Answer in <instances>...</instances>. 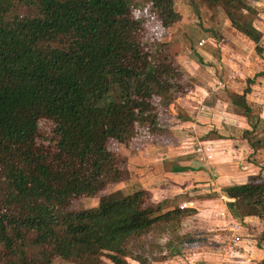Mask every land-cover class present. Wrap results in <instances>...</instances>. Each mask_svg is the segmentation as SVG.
<instances>
[{
  "label": "trees",
  "instance_id": "1",
  "mask_svg": "<svg viewBox=\"0 0 264 264\" xmlns=\"http://www.w3.org/2000/svg\"><path fill=\"white\" fill-rule=\"evenodd\" d=\"M147 1L163 28L178 20L174 0ZM205 1L249 33L251 23L237 16L250 8L246 0ZM144 33L130 0H0V264H130L132 239L194 213L165 209L144 188L72 208L128 179L127 157L109 139L128 146L140 125L164 135L159 116L191 87L168 51L151 60ZM249 40L264 58L260 38ZM262 73L229 95L243 113ZM223 192L234 218L264 221V175ZM256 245L264 249V227Z\"/></svg>",
  "mask_w": 264,
  "mask_h": 264
},
{
  "label": "crops",
  "instance_id": "2",
  "mask_svg": "<svg viewBox=\"0 0 264 264\" xmlns=\"http://www.w3.org/2000/svg\"><path fill=\"white\" fill-rule=\"evenodd\" d=\"M252 2L258 8L257 17L264 21V0ZM259 32L264 47L263 26ZM211 49L207 48L205 56L195 50L197 59L192 58L191 52L179 55L178 64L192 86L174 100L178 116L174 112L171 117L177 125L167 126V135L157 136L155 142L150 141L127 156V181L131 190H149L152 200L162 203L165 209H192L199 217L202 215V224L210 223L217 212H224L214 222L219 226L224 220L225 228L236 237L235 244L242 247L237 253L248 260L262 259L264 249L256 245V238L248 233L247 237L238 236L239 224L234 218L229 220V214L225 216L224 201L228 198L223 188L244 183L249 176L264 171V137L256 136L264 132V58L250 54L243 63L233 65L243 70L245 80L263 72L245 96L251 109L246 114L230 102L229 95L241 94L247 84L234 73L228 79L218 75L220 66L212 60ZM237 73L241 74V70ZM250 142L256 147L252 148ZM235 163L242 164V168H235ZM253 218L249 222H255ZM261 223L263 228L264 221Z\"/></svg>",
  "mask_w": 264,
  "mask_h": 264
},
{
  "label": "rangeland",
  "instance_id": "3",
  "mask_svg": "<svg viewBox=\"0 0 264 264\" xmlns=\"http://www.w3.org/2000/svg\"><path fill=\"white\" fill-rule=\"evenodd\" d=\"M252 1L246 0L250 8L246 11H238L237 16L241 17L242 22L251 23V28L248 30L250 37L261 38L259 27L263 26L264 30V21L257 17L258 8H256ZM130 7L133 16L144 25L145 33L142 41L150 47L148 51L151 54V60L157 61L164 52L168 51L173 56L174 61L178 63L177 59L183 53L191 52L190 55L194 59L195 50H201L205 56L207 48L209 47L210 49L212 47V60L220 66L217 67V74L224 75L228 79L234 73L235 75L233 76H237L247 84L244 79L246 74H243L241 68H238L241 70V74L237 73L238 69L235 68L237 65L233 66L234 63H243L245 61L244 58L250 54L262 55V51L255 52L254 46L249 40L250 37L247 36L248 34L243 35L238 30V21L234 24L230 22L221 5H213L205 0H174V8L178 12L179 18L168 28L161 26L156 12L149 1L130 0ZM261 8L263 9V7ZM201 41L202 44L199 45ZM161 42L164 45L162 49H159L156 43ZM209 45L213 46L210 47ZM200 46H204V48L200 49ZM184 74L183 72L184 80H188L186 74ZM184 93H181L180 96ZM177 107L178 104L173 102L162 111L159 116L162 127L166 128L170 125H177V121L171 117L174 112L175 116H178L176 114ZM41 129L42 131H46L47 126L42 124ZM139 131L142 136L138 135L135 137L134 140L129 142L128 146H124L114 139H109L108 148L119 151L127 157L143 145L150 144V141L157 140V136L145 135L146 130L141 125L139 126ZM258 134L264 137L263 131L258 132L256 136ZM164 135H167V133H164ZM136 138H139V140L137 141ZM187 144H190V142ZM241 166L243 165L235 163V168H242ZM263 175L264 171L261 172L259 170L258 173L248 178H258ZM127 180L109 185L104 192L96 196L76 199L72 203V208L79 210L97 206L99 199L103 195L108 196L109 193L118 189L119 186H121L124 193L130 192L131 186ZM196 214L197 212L182 217L179 222L157 224L141 237L132 239L128 246V262L130 264H256L263 259L248 260L245 256L237 253V251L242 250V247L235 244L236 237L225 228L224 220L222 221L223 224L219 226L214 222L218 215V217L224 216V212L222 214L217 212L216 216L212 217V221L208 224H202L200 219V217L203 218L202 215L199 217ZM228 214L231 216L229 220L234 218L226 208L225 216ZM234 219L240 226V231H237L238 236L243 235L247 237L246 233L252 234L251 237L256 239L260 236L263 225L261 219L255 217V222H249L250 219H254L249 216ZM137 258L141 261L140 263L136 261ZM54 264L69 263L56 260Z\"/></svg>",
  "mask_w": 264,
  "mask_h": 264
},
{
  "label": "built area",
  "instance_id": "4",
  "mask_svg": "<svg viewBox=\"0 0 264 264\" xmlns=\"http://www.w3.org/2000/svg\"><path fill=\"white\" fill-rule=\"evenodd\" d=\"M199 44H202V41H201V42H199Z\"/></svg>",
  "mask_w": 264,
  "mask_h": 264
}]
</instances>
